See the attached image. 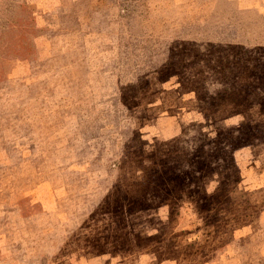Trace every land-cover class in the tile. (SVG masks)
I'll list each match as a JSON object with an SVG mask.
<instances>
[{
    "label": "rangeland",
    "instance_id": "374dc122",
    "mask_svg": "<svg viewBox=\"0 0 264 264\" xmlns=\"http://www.w3.org/2000/svg\"><path fill=\"white\" fill-rule=\"evenodd\" d=\"M0 264H264V0H0Z\"/></svg>",
    "mask_w": 264,
    "mask_h": 264
}]
</instances>
